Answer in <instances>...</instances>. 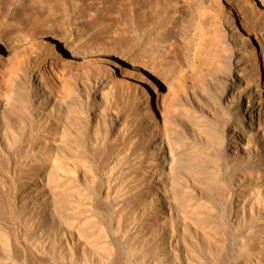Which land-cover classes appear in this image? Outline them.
<instances>
[{
    "label": "bare ground",
    "instance_id": "6f19581e",
    "mask_svg": "<svg viewBox=\"0 0 264 264\" xmlns=\"http://www.w3.org/2000/svg\"><path fill=\"white\" fill-rule=\"evenodd\" d=\"M18 1L24 25H45L35 0ZM102 1L108 13L129 12L121 54L160 56L149 31L161 13L154 0ZM213 1L212 43L176 67L172 103L159 98V74L145 89L135 73L112 77L105 61L69 75L42 65L30 79L26 49L40 38L0 62V154L13 179L0 185V264H264V35L257 49L219 19L213 30ZM213 80L222 85L215 93ZM127 98L128 127L115 130Z\"/></svg>",
    "mask_w": 264,
    "mask_h": 264
},
{
    "label": "rangeland",
    "instance_id": "374dc122",
    "mask_svg": "<svg viewBox=\"0 0 264 264\" xmlns=\"http://www.w3.org/2000/svg\"><path fill=\"white\" fill-rule=\"evenodd\" d=\"M29 1L23 0V5L28 4ZM217 1H213V10L215 9L213 11V30L215 28L214 19H219L220 26L223 25L221 27L236 28L239 31L240 38L249 40L257 49L263 45L264 21L253 14L247 6L246 0ZM253 1L264 11V0ZM35 2H37L35 6L39 13V19L40 21L43 19L41 23L45 24L40 28L29 24L24 25L27 18L22 13V4L18 0H0V22L5 23V26H0V62L4 59H11L21 48H25L26 43H32L38 38L42 39V41L39 40V42L32 44L33 49L29 48L30 46L26 47L29 48L26 50L30 53L29 62L31 64L28 65L30 79L38 72H42V65L49 69L57 63L59 67L65 66L66 75H69L72 68H80L84 65L85 69L91 67L95 70L99 61H105L111 67L112 77L125 78L135 73L143 77V87L145 89L148 83L155 80V73L159 74L162 78L159 82L161 87L159 98L165 103H172L170 100H172L174 91L170 82L176 78V67L180 65L181 61H184L183 59L195 64V61L203 56V53L208 50L210 43H212L211 28L209 26L210 13L207 11L211 0H154V5L158 4L161 13H159L160 17L158 16L159 19L153 17L154 22L152 20L149 31L158 42L154 48L160 53V56L151 59L155 54L149 55L140 52L133 61L128 60L130 57L121 54V50H119L121 45H129L127 41L122 44L118 43L127 36L125 32L130 29V16L125 7L124 9L118 8L120 10L113 9L108 13L107 5L102 0H35ZM216 2L220 3V9L215 7ZM161 6H164V8L162 9ZM187 11H192L190 12L193 13V15L190 14L192 18L190 15L187 16ZM96 23L100 25H95ZM99 29L105 32L101 36H96L95 34L100 31ZM167 51H171L172 54H165ZM173 55H175L174 58ZM141 60H147L148 64L151 61L157 63L158 70L150 68L149 65V67L141 66ZM168 60L175 61V64L169 63V66H163L164 62H169ZM88 61L92 62L90 67L85 65ZM189 71L188 68L184 74ZM222 78L223 83L229 81L230 77L225 74ZM244 81V78L240 77V83L232 84V89L240 90ZM73 83L74 81L70 80V84L73 85ZM221 86L218 81L213 80L214 93ZM131 99L133 100V97ZM128 100L127 98L125 102L119 101V107L117 108L120 112L118 113L119 124L114 126L115 130L128 127L127 123H124V119L128 116L129 110L123 107L129 103ZM161 123L160 126L163 128V123L162 125ZM106 124L115 131L110 123ZM123 151L121 148L118 149L121 155ZM0 163L2 166V170L0 169V185L5 190L10 187L13 179L11 174H6L5 156L3 157L2 154H0ZM124 168L125 165L116 167L113 173H119ZM95 170L98 171L97 166ZM104 186L102 185V188ZM3 189L0 190V198L6 195H4ZM97 192V202L100 201L103 204L101 198L103 192ZM97 202L95 205H100V202ZM97 210L100 213L98 214L99 217L107 224L109 221L108 210L104 206L97 208ZM234 252L235 250L232 253L233 255Z\"/></svg>",
    "mask_w": 264,
    "mask_h": 264
}]
</instances>
